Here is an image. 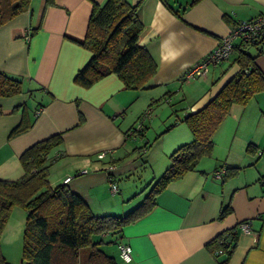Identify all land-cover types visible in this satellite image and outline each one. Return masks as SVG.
Wrapping results in <instances>:
<instances>
[{
    "label": "crops",
    "instance_id": "1",
    "mask_svg": "<svg viewBox=\"0 0 264 264\" xmlns=\"http://www.w3.org/2000/svg\"><path fill=\"white\" fill-rule=\"evenodd\" d=\"M105 1L32 0L28 11L0 26V71L23 85L22 93L0 97V180L21 179V155L61 135L50 184H66L95 215L123 216L137 207L138 191L162 176L170 155L193 140L184 118L240 72L238 53L205 76L186 79V72L238 23L264 16V0H127L139 5V44L158 64L151 88L128 89L116 74L84 88L75 77L93 53L83 42L94 5ZM263 49L252 46L248 52L264 75ZM149 109L154 123L146 125L148 118L142 131L135 130ZM20 124L27 129L12 135ZM214 141L217 147L226 144L225 158L215 149L197 170L171 182L147 215L119 236L102 237L119 264H264V91L246 106L234 105ZM233 167L238 172L225 179ZM222 168L225 176L218 179ZM111 182L119 187L115 195ZM228 204L232 213L220 218ZM244 221H251L249 234L238 228ZM233 228L238 242L224 263L227 255L218 254L212 242ZM120 243L131 246V262L121 259Z\"/></svg>",
    "mask_w": 264,
    "mask_h": 264
},
{
    "label": "trees",
    "instance_id": "2",
    "mask_svg": "<svg viewBox=\"0 0 264 264\" xmlns=\"http://www.w3.org/2000/svg\"><path fill=\"white\" fill-rule=\"evenodd\" d=\"M31 1L0 0V26L28 11ZM51 1L47 0V3ZM138 8V4L133 5L127 0H106L102 5H94L83 42L93 55L77 73L75 83L90 88L107 75L116 74L128 89L151 88L158 64L149 50L139 44L144 25L137 14ZM250 47L238 45L235 48L240 72L204 108L184 118L193 140L170 155V165L153 185L146 187L150 190L143 202L123 216L95 215L66 184L55 187L50 184V169L58 159L52 154L63 144L61 135L29 147L20 157L24 176L15 181L0 180V264H10L2 253L1 236L17 207L26 212L21 264H119L104 248L109 243H105L102 237L121 235L124 227L135 223L155 207L158 195L171 182L197 170L204 158L213 155L215 135L231 108L246 106L253 96L264 91V75L255 63L256 57L248 52ZM22 92L20 80L0 71V97ZM26 129L27 126L20 124L12 135ZM253 150L249 145L248 151ZM238 170L229 168L225 179ZM230 213L232 208L228 204L221 211L220 218ZM238 234L233 228L212 242L216 252L223 250L227 255L224 263L233 255ZM222 238L226 241L222 242ZM115 241L116 237L111 242Z\"/></svg>",
    "mask_w": 264,
    "mask_h": 264
},
{
    "label": "built area",
    "instance_id": "3",
    "mask_svg": "<svg viewBox=\"0 0 264 264\" xmlns=\"http://www.w3.org/2000/svg\"><path fill=\"white\" fill-rule=\"evenodd\" d=\"M241 45L245 46H255L262 45L264 46V16L258 18L243 21L238 23L230 33L225 36L219 45L214 48L203 60L191 67L185 74L186 79H193L197 77L205 76L209 68L213 65L221 64L228 61L233 55L235 48ZM40 113V110L37 111L36 116ZM152 115L151 110L149 109L139 121V124L134 128L137 131L143 130V124L145 120L150 118ZM260 155L264 157V153L261 152ZM55 157H59L57 154ZM86 170L81 171V173H86ZM226 170L224 168L216 171L215 176L218 179H223L225 176ZM71 180V177H68L65 182ZM264 181V178H263ZM110 192L115 195L119 192V187L116 182H111ZM238 228L246 234L251 232V221H244L238 224ZM226 239L222 238V242H225ZM120 257L125 262H131L132 260V248L126 243H120L118 245ZM223 250H219L218 254H223Z\"/></svg>",
    "mask_w": 264,
    "mask_h": 264
},
{
    "label": "rangeland",
    "instance_id": "4",
    "mask_svg": "<svg viewBox=\"0 0 264 264\" xmlns=\"http://www.w3.org/2000/svg\"><path fill=\"white\" fill-rule=\"evenodd\" d=\"M157 106H151V110H154V108ZM153 108V109H152ZM155 115L153 114L150 119L147 121L146 125L149 126V123H154ZM153 142V140H151ZM226 144H220L218 147L215 146V149L220 153V156L223 158L226 157L228 154V148L225 146ZM214 149V150H215ZM261 161L264 162V160ZM146 186L142 187L141 190L138 191V195L133 198L137 199L136 206L141 204L145 198V196L148 194L149 189L145 188ZM136 208V207H134ZM133 208V209H134ZM132 209V210H133ZM11 220H9L2 236H1V249L2 253L7 258V261L10 264H21L23 261L22 257V251H23V236H24V229H25V219H26V212L24 209L17 207L13 216H11ZM107 240H110V237L107 238ZM107 246H113L111 250L114 249L115 245H107ZM106 247V246H105Z\"/></svg>",
    "mask_w": 264,
    "mask_h": 264
}]
</instances>
